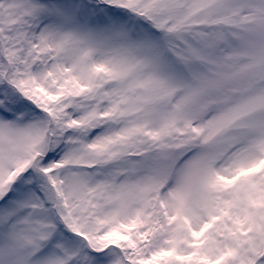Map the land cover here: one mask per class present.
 <instances>
[{
  "label": "snow or ice",
  "instance_id": "snow-or-ice-1",
  "mask_svg": "<svg viewBox=\"0 0 264 264\" xmlns=\"http://www.w3.org/2000/svg\"><path fill=\"white\" fill-rule=\"evenodd\" d=\"M0 264H264V0H0Z\"/></svg>",
  "mask_w": 264,
  "mask_h": 264
}]
</instances>
